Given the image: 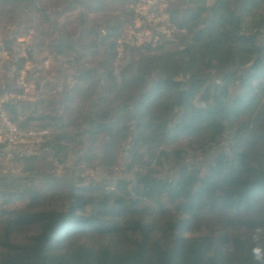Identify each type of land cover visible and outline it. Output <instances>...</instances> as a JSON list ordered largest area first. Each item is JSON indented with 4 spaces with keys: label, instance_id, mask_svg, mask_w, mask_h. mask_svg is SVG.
<instances>
[{
    "label": "trees",
    "instance_id": "trees-1",
    "mask_svg": "<svg viewBox=\"0 0 264 264\" xmlns=\"http://www.w3.org/2000/svg\"><path fill=\"white\" fill-rule=\"evenodd\" d=\"M87 1L0 0V19L13 20L31 7L43 25L50 18L41 10L61 7L55 19L83 10L95 29L79 39L80 47L93 36L101 48L95 61L97 52L78 50L60 28L62 42L49 43V56L69 67L80 63L65 98L1 108L17 130L48 137L21 151L0 146V159L8 152L22 176H0V264H253V242L195 237L191 228L203 218L229 231L264 228V164L248 160L250 149L264 145V35L242 29L255 18L264 24V0H164L170 38L141 45L125 43L136 0ZM4 44L13 54L11 42ZM119 49L150 60L157 80L131 73L121 86L114 72ZM25 56L9 62L0 99L21 93V73L31 79L38 62L31 52ZM218 73L222 77L212 82ZM86 87L95 91L88 106L78 103ZM125 89L134 93L120 101ZM241 121L247 127L235 134L233 148L205 172L182 166L209 156L226 129ZM122 147L132 182L104 187L76 175L95 166L113 170ZM154 216L164 219L161 227ZM29 230L34 235L25 244L12 243Z\"/></svg>",
    "mask_w": 264,
    "mask_h": 264
},
{
    "label": "rangeland",
    "instance_id": "rangeland-1",
    "mask_svg": "<svg viewBox=\"0 0 264 264\" xmlns=\"http://www.w3.org/2000/svg\"><path fill=\"white\" fill-rule=\"evenodd\" d=\"M80 3L86 4L87 0H76ZM47 2V0H44ZM36 8V7H35ZM38 8V7H37ZM46 16H48V25H43L41 21V15L36 14L34 8L28 7L24 13L16 14L13 20H7L6 18L0 19V82L3 79L7 82L8 78L11 77V68L9 67V62L12 58L26 59V52H31L35 59H37V66L32 70L33 81L29 80L27 82L24 79L25 86H31L32 94L31 99H45V100H57V96L60 95L65 98L67 91L72 87L71 77L73 72L80 68L79 64H72L71 67L67 65L65 61L55 60L49 56L48 48L50 47V42L54 39L58 43L62 42L61 38L58 36V30L63 28L64 32L71 35L72 42L78 50L82 48H89L91 51L97 52L98 56L95 61L99 60V53L101 48L98 46V41L93 36L85 37L80 47L79 39L89 33V31L95 29V26L90 24L93 19L91 15L83 10L76 9L72 14L63 15L60 19L53 18V14H58L61 12V7L54 10H41ZM49 12V13H47ZM133 12V11H132ZM80 15L85 16L80 23ZM133 18L135 20V14L133 13ZM139 16H137V19ZM144 24L141 22V25ZM244 33L251 34L253 32H261L264 35V24L259 18L247 21L242 27ZM134 30V25L133 29ZM145 30H143L144 32ZM159 34L161 30H157ZM151 32H147V38L141 42L149 41ZM169 39V38H167ZM165 39V40H167ZM155 41V39H153ZM126 41V40H125ZM5 42H11L9 48L13 54H8L5 51ZM81 48V49H80ZM137 53H126L122 54L120 49L118 51V56L114 65V72L121 86H124L125 79L129 74L135 73L137 75H145L150 78V80H157L158 75L154 73L150 67V60H139L136 59ZM90 61V60H86ZM91 64V62H89ZM61 65V66H59ZM91 66V65H90ZM30 66L25 67V72H28ZM148 70L151 72L149 73ZM40 72V73H39ZM36 73H39L36 75ZM212 82L219 80L222 74L212 75ZM41 78V80H39ZM36 79V80H35ZM39 86L37 85V82ZM50 86L45 89V85ZM133 89H125V91L120 95V101H125L127 98L133 94ZM95 91L91 87H86L82 96L79 98L78 103L88 106L94 98ZM241 125L235 124L230 129H226L222 140L215 145L211 154L205 158H196L194 162L190 160H184L182 162L183 167L197 166L201 172H205L207 168L212 164L214 158L222 153H227L234 146L235 134L242 128L247 127L244 121H241ZM252 127H248V131H251ZM250 138V137H249ZM75 142H77L75 140ZM85 144V142H84ZM127 147H122L118 155L116 167L108 172L102 171L98 166H95L92 171L80 170L77 176H79L84 182L102 184L104 187L112 184L117 180H125L127 182H132L130 174L125 172V151ZM4 160L0 159V176L1 177H12L21 178L20 168L21 165L13 163L10 161L8 156ZM31 155V154H30ZM27 156H29L27 154ZM248 160L252 166H258L264 164V145L257 144L254 149L248 151ZM44 179H51L50 175H42ZM56 177L58 179L63 178V174L60 169H57ZM259 215V214H258ZM258 218V216H255ZM152 223L157 227H161L164 219L160 217L151 218ZM191 232L195 237L207 236L209 238H215L217 235L222 234L230 239H239L242 242H253L251 237L253 233H249L243 230H227L224 229L221 223L215 218H203L201 221L192 225ZM34 235L33 230H29L24 233L15 234L12 237V243L16 245H23L26 243L27 239ZM261 243H264V236L261 238ZM64 252V251H62Z\"/></svg>",
    "mask_w": 264,
    "mask_h": 264
},
{
    "label": "built area",
    "instance_id": "built-area-1",
    "mask_svg": "<svg viewBox=\"0 0 264 264\" xmlns=\"http://www.w3.org/2000/svg\"><path fill=\"white\" fill-rule=\"evenodd\" d=\"M137 4L132 8L135 14L134 30H130L126 35L125 43L135 42L141 45L151 32L150 39L170 38L172 31L168 25V19L165 15L164 0H136ZM137 16L139 18L137 19ZM141 22L144 24L141 25ZM143 30H145L143 32ZM157 30H161L159 34ZM25 73L20 74L16 83V89L20 94H9L0 99V146H3L8 152L21 151L31 147L39 146L48 137L45 131H19L6 119L1 108L7 102L35 103L37 100L31 99L32 87L24 84Z\"/></svg>",
    "mask_w": 264,
    "mask_h": 264
},
{
    "label": "clouds",
    "instance_id": "clouds-1",
    "mask_svg": "<svg viewBox=\"0 0 264 264\" xmlns=\"http://www.w3.org/2000/svg\"><path fill=\"white\" fill-rule=\"evenodd\" d=\"M262 236H264V228H256L251 237L253 246L250 254L253 264H264V243H260Z\"/></svg>",
    "mask_w": 264,
    "mask_h": 264
},
{
    "label": "crops",
    "instance_id": "crops-1",
    "mask_svg": "<svg viewBox=\"0 0 264 264\" xmlns=\"http://www.w3.org/2000/svg\"><path fill=\"white\" fill-rule=\"evenodd\" d=\"M66 63H67V62H66ZM59 66H61V65H59ZM27 87H28V86H27ZM40 100H42V99H40ZM37 101H39V100H37ZM37 101H36V102H37Z\"/></svg>",
    "mask_w": 264,
    "mask_h": 264
},
{
    "label": "water",
    "instance_id": "water-1",
    "mask_svg": "<svg viewBox=\"0 0 264 264\" xmlns=\"http://www.w3.org/2000/svg\"><path fill=\"white\" fill-rule=\"evenodd\" d=\"M62 99H63V97H62ZM181 167H182V166H181ZM181 167H180V168H181ZM180 168H179V169H180Z\"/></svg>",
    "mask_w": 264,
    "mask_h": 264
}]
</instances>
